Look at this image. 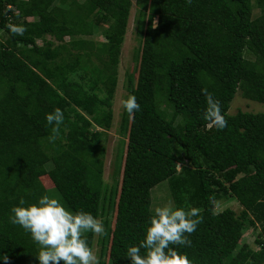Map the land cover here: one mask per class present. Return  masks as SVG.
<instances>
[{"label": "trees", "instance_id": "16d2710c", "mask_svg": "<svg viewBox=\"0 0 264 264\" xmlns=\"http://www.w3.org/2000/svg\"><path fill=\"white\" fill-rule=\"evenodd\" d=\"M130 8V0H0V257L39 264V246L9 217L50 196L40 180L47 176L52 198L103 221L99 264H130L126 250L144 239L161 182L174 208L203 217L191 246L176 248L191 264H264V111L228 113L236 94L264 104V0H149L129 87L140 110L130 118L120 180L108 185L98 143L111 127ZM9 23L26 31L12 36ZM205 88L220 101L223 130L206 127ZM56 108L64 122L50 143L45 117ZM229 197L241 211L215 212ZM248 228L259 230L255 250L243 240ZM84 238L93 249L95 236Z\"/></svg>", "mask_w": 264, "mask_h": 264}, {"label": "clouds", "instance_id": "9594fccd", "mask_svg": "<svg viewBox=\"0 0 264 264\" xmlns=\"http://www.w3.org/2000/svg\"><path fill=\"white\" fill-rule=\"evenodd\" d=\"M187 3L191 5L192 0H187ZM156 26L153 21L152 27ZM7 28L12 36H22L26 31L22 25L11 23ZM201 92L206 101L203 113L206 127L225 129L228 122L222 114L220 101L206 88ZM121 106L130 118L140 110L135 95H128L127 99L121 101ZM45 119L52 126V135L48 140L53 143L64 122V113L56 108L46 114ZM210 202L215 203V200L210 198ZM19 204L24 205L25 201L21 199ZM9 220L12 225H18L29 233L32 241L39 246L36 256L39 264H99V258L84 234L103 236L106 232L103 221L88 212L81 210L73 213L58 199L44 195L37 203L27 207H13ZM202 222L203 217L197 208L185 210L171 206L156 207L154 215L149 219L150 226L146 228L144 239L137 246H129L125 256L130 264H191L187 255L179 253L176 248L191 246L189 237ZM0 259L7 264V255Z\"/></svg>", "mask_w": 264, "mask_h": 264}, {"label": "rangeland", "instance_id": "374dc122", "mask_svg": "<svg viewBox=\"0 0 264 264\" xmlns=\"http://www.w3.org/2000/svg\"><path fill=\"white\" fill-rule=\"evenodd\" d=\"M131 8L129 13V20L127 24V30L124 37L123 44L121 46V54L119 58L118 66V83L114 93V99L112 102V122L109 130H102L101 133L104 139L98 143L101 144L104 149V168L103 178L105 182L110 185L113 180H120L121 170L123 166L125 147L127 143V134L129 129L130 117L123 110L121 101L127 99L128 95H131V87L134 81L137 79L138 67H139V56L142 49L144 31L146 26V19L148 14L149 0H130ZM259 16V10L253 9L252 19ZM156 22V19L154 20ZM107 25H105L106 27ZM95 39L103 41L101 36H96ZM41 42L38 41V45ZM246 58L253 59L251 53L246 49L244 53ZM130 75V84L126 88V77ZM237 111L259 113L264 111V104L252 102L243 99L239 94H236L230 104L228 113L230 115L235 114ZM74 113V111H72ZM71 113V115H73ZM98 128H90V131ZM182 165L177 166V170H180ZM42 185L48 191L50 197L53 196V185L47 176L40 178ZM171 206L172 200L169 197L168 186L166 182L159 183L156 187L151 190V210L154 212L156 207ZM231 209L237 214L241 211L242 207L232 197L227 199H221L217 202L215 212H220L224 209ZM100 220V219H99ZM259 232V230H257ZM257 231H252L251 228L247 229L243 236V240L252 248L256 249V240L258 238ZM97 236L94 239L93 251L97 255L98 246L96 244ZM102 264H106L103 262Z\"/></svg>", "mask_w": 264, "mask_h": 264}, {"label": "built area", "instance_id": "2783aa9c", "mask_svg": "<svg viewBox=\"0 0 264 264\" xmlns=\"http://www.w3.org/2000/svg\"><path fill=\"white\" fill-rule=\"evenodd\" d=\"M7 8H8V9H10V8H11V6H10V5H8V6H7ZM16 11H17V10H16Z\"/></svg>", "mask_w": 264, "mask_h": 264}]
</instances>
